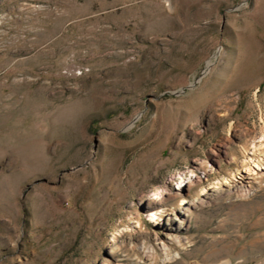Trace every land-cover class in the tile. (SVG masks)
<instances>
[{
    "label": "rangeland",
    "instance_id": "obj_1",
    "mask_svg": "<svg viewBox=\"0 0 264 264\" xmlns=\"http://www.w3.org/2000/svg\"><path fill=\"white\" fill-rule=\"evenodd\" d=\"M107 263L264 264V0H0V264Z\"/></svg>",
    "mask_w": 264,
    "mask_h": 264
},
{
    "label": "bare ground",
    "instance_id": "obj_2",
    "mask_svg": "<svg viewBox=\"0 0 264 264\" xmlns=\"http://www.w3.org/2000/svg\"><path fill=\"white\" fill-rule=\"evenodd\" d=\"M259 165V164H258ZM158 200V197L156 198V201ZM155 201H149L147 206H152L154 204ZM190 205H197L198 206V202L197 201H194V202H191ZM184 210H186L185 207L181 208V209H178V212L182 213V215H186ZM150 217L151 219H154V221L156 219H159V215L158 214V211H155L153 209L150 210ZM168 220H170V222L168 223V225L165 226V223H164V228L166 229V232L162 233V235H164L166 237V239L168 240H173L175 239L177 241V239L173 236H172V233H175V232H178L180 230H182V225L186 222L185 219L183 217H180V218H176V217H170ZM174 221V223H173ZM175 221H176V224H175ZM157 223V222H156ZM178 223V224H177ZM174 240V241H175ZM118 247V246H117ZM112 253H115L117 252V249H115L113 247V249L110 251ZM109 264V263H107Z\"/></svg>",
    "mask_w": 264,
    "mask_h": 264
}]
</instances>
